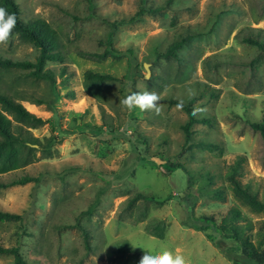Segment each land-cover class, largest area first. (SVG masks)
Returning a JSON list of instances; mask_svg holds the SVG:
<instances>
[{"label": "rangeland", "instance_id": "obj_1", "mask_svg": "<svg viewBox=\"0 0 264 264\" xmlns=\"http://www.w3.org/2000/svg\"><path fill=\"white\" fill-rule=\"evenodd\" d=\"M15 1L23 19H44L56 31L62 59L44 64L56 74L54 85L18 68L0 71V88L16 90L28 110L69 134L50 157L25 168L59 174L46 175L36 186L0 188V209L24 215L22 221L0 220V245L17 246L28 264H139L144 252L163 251L183 255L186 264H233L201 231L182 224L186 174L146 155L142 143L150 152H178L187 113L169 99L191 95L201 121L191 125L189 148L179 161L193 179L195 214L235 203L222 175L239 154L240 180L264 184V144L247 123L264 111V48L248 40L264 44V0H145L154 12H139L140 0ZM112 22L116 28L107 42ZM176 41L174 53L164 55ZM109 45L119 57L98 55ZM37 54L16 35L0 44L1 57L33 61ZM86 70L128 75L129 91L160 95V113L123 108L116 80L103 82L97 97L88 95ZM39 97L48 103L33 101ZM32 131L47 136L50 124ZM221 185L224 201L214 190ZM139 190L153 198L128 206L127 198ZM89 206L91 213L82 214ZM124 243L132 250H119ZM12 260L11 252H0V264Z\"/></svg>", "mask_w": 264, "mask_h": 264}, {"label": "trees", "instance_id": "obj_2", "mask_svg": "<svg viewBox=\"0 0 264 264\" xmlns=\"http://www.w3.org/2000/svg\"><path fill=\"white\" fill-rule=\"evenodd\" d=\"M144 2L145 0H140L141 8L139 12L142 10L154 12L153 10L155 9L150 6L146 7ZM0 7L5 8L8 14L15 15L16 17V25L10 37L16 35L20 39L32 43L38 49V54L33 61L0 56V71L18 68L26 69L34 77L49 80L54 85L56 74L53 69L49 67L45 68L44 64L47 61L62 59L61 45L56 31L44 19H23L18 3L15 0H0ZM111 24H113V28L108 34L107 42L111 40L112 33L116 28L115 22ZM248 40L264 48V44L258 42V40L253 38H249ZM179 45V41L172 43L163 54H173L174 49ZM108 54L115 57L120 56L119 51L113 47L110 48V45L102 53H98L102 57ZM65 68L67 67L61 69V75L64 74ZM112 80L120 81L125 98L132 92L127 88V82H133L132 79H129L128 75L125 78H120L108 72H95L92 70L84 72L83 87L88 95L97 97L101 84ZM33 101L36 103H48L46 99L40 97L33 99ZM169 102L176 104L187 113V119L181 125L184 140L180 150L173 154H168L162 149L150 152L144 140L142 144L145 146L144 152L146 155L154 157L161 165L167 164L172 168L182 170L186 174L183 199L187 218L182 221V224L201 231L206 239L228 257L233 264H242L239 261V255L244 259V263L264 264V218L251 219L242 211V208L245 207L250 212L264 214V184L260 187L259 183H252V181L243 182L240 180L239 175L244 156L239 154L232 162L225 165V171L222 175L225 182H227L228 190L235 203L228 205L223 211H202L199 214H195L193 206L196 197L191 195L193 179L189 173V169L179 160L189 148L191 125L194 122L201 121V119L193 115L191 95H186L183 99L170 98ZM45 122H49L50 124V134L43 137L35 135L32 129L37 128ZM247 123L254 131L260 134L264 144V111L259 119H247ZM102 124L111 128L113 127L112 123L107 120H103ZM68 134L69 131L57 125L54 120L51 121L28 110L19 100L16 90L10 91L6 88H0V188L27 182H33V185L36 186L46 175L59 174L57 171L49 170H42L37 174H32L25 168L33 165L35 161L50 157L54 146L61 141L63 136ZM75 167L69 166L68 168L73 169ZM214 190L218 198L224 201V187L221 185ZM148 198H153V193L139 190L128 197L125 202L130 206L138 199ZM91 211L92 207L89 206L86 210L81 211V213L90 214ZM23 218L24 215L22 213L0 209V220L15 222L20 219L22 221ZM85 244L89 248L87 238ZM119 250L131 251L132 247L124 243L119 247ZM0 252H11L13 255L11 264H28L22 258L17 246L5 247L0 245ZM231 254H234L238 259L234 258Z\"/></svg>", "mask_w": 264, "mask_h": 264}, {"label": "clouds", "instance_id": "obj_3", "mask_svg": "<svg viewBox=\"0 0 264 264\" xmlns=\"http://www.w3.org/2000/svg\"><path fill=\"white\" fill-rule=\"evenodd\" d=\"M16 25L15 15L7 13L6 9L0 7V44H6ZM161 97L155 91H133L126 98L120 100V104L128 111L139 108L141 111H154L157 115L160 113L159 103ZM199 109H193V115H197ZM139 264H186L185 258L181 254H175L169 251H163L155 255L144 252L140 258Z\"/></svg>", "mask_w": 264, "mask_h": 264}, {"label": "water", "instance_id": "obj_4", "mask_svg": "<svg viewBox=\"0 0 264 264\" xmlns=\"http://www.w3.org/2000/svg\"><path fill=\"white\" fill-rule=\"evenodd\" d=\"M144 67H145V69H146V71H147L145 77H148V75H149V70H148L147 63H144Z\"/></svg>", "mask_w": 264, "mask_h": 264}]
</instances>
